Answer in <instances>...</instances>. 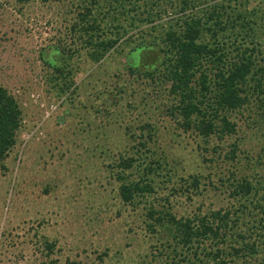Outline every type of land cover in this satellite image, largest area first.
Returning <instances> with one entry per match:
<instances>
[{
    "label": "rangeland",
    "instance_id": "374dc122",
    "mask_svg": "<svg viewBox=\"0 0 264 264\" xmlns=\"http://www.w3.org/2000/svg\"><path fill=\"white\" fill-rule=\"evenodd\" d=\"M218 8L231 20L247 14L264 32V0H0V86L21 110L15 145L0 163V264H166L174 255L159 250L168 236L150 226V208L176 218L241 215L220 245L226 251L236 231L254 224L256 202L264 205L263 103L230 113L236 132L204 138L171 110L177 101L163 63L166 32ZM104 39L118 42L94 59V43ZM237 39L251 47L250 38ZM255 55L264 76V55ZM121 156L138 159L125 171L130 179L140 175L137 165L159 164L149 176L153 192L133 204L119 196ZM243 179L254 187L247 198L233 194ZM215 247H179L168 263L207 264ZM257 248L247 264H264V245Z\"/></svg>",
    "mask_w": 264,
    "mask_h": 264
},
{
    "label": "trees",
    "instance_id": "16d2710c",
    "mask_svg": "<svg viewBox=\"0 0 264 264\" xmlns=\"http://www.w3.org/2000/svg\"><path fill=\"white\" fill-rule=\"evenodd\" d=\"M238 17L240 18L239 14ZM229 18L218 8L213 9L205 21L192 16L184 19L180 31L172 29L166 32L165 47L161 49L167 56L163 63L170 82V92L177 101L171 110L181 117V127L185 130L193 129L204 138L215 135L218 139H223L226 135L236 132V122L229 119L230 113L239 111L254 100L264 105L262 99L264 76L257 75V70L261 68L257 67L258 62L255 58V52L264 55V32L259 34L258 28L250 24L251 21L245 13L240 19ZM209 20L212 23L207 25ZM234 30L233 41L224 42L225 37L230 39L229 32ZM205 32L211 34L210 42L203 40ZM239 36L250 38L251 47L236 44L235 38ZM241 37L237 40L241 41ZM258 38L263 40L259 41ZM117 40L96 41L94 45L97 56L95 55L94 59H99L106 51L113 48ZM142 47H135L133 51ZM45 60L51 63L50 60ZM51 65L57 72L62 69L55 63ZM197 73L199 77L196 78ZM146 74L153 76L152 72ZM261 108L260 115L264 118V107ZM20 124L21 110L16 100L0 86V163L15 145ZM140 145L145 146V143L142 142ZM238 150V145H232L228 155L231 154L232 158H235ZM137 161L138 159L132 156H121L116 165L119 170L116 173L120 182L119 196L127 204H133L136 197L153 192L152 180L149 176L159 167V164H151L152 162L144 166L137 165L142 167V171L137 179H130L125 171L131 170ZM198 183V179L194 178L192 185L197 186ZM253 188L249 181L243 179L233 187V194L247 198L252 194ZM255 206L258 207L256 208L258 212L251 213L255 225L248 227L247 230L236 231L239 240L235 238L233 242L236 243L229 244L228 251L220 245L223 246L227 242L229 232L234 230L232 224L237 225L242 218L241 215H234L236 221H233L231 215L233 212L229 209H218L202 216L182 218H176L167 210L163 212L150 208L147 212L153 222L150 226L158 225L168 236L159 245L161 247L159 250L170 249L171 254L174 255L170 261L166 256V264L178 256L177 248L191 250L194 243L202 244L203 241H211L216 246L214 251L206 252L205 256L209 257L207 264L210 262L229 264L228 259L236 263V259L241 258L243 259L241 264H247V258L258 254V243L264 245V205L256 202ZM239 209L241 210V206ZM193 254L196 255V251H193ZM68 264L81 263L69 261Z\"/></svg>",
    "mask_w": 264,
    "mask_h": 264
}]
</instances>
